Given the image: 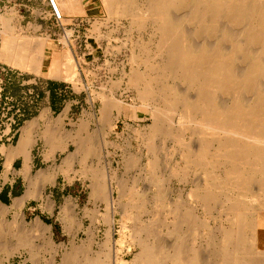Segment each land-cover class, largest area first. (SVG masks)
Wrapping results in <instances>:
<instances>
[{
    "label": "rangeland",
    "instance_id": "obj_1",
    "mask_svg": "<svg viewBox=\"0 0 264 264\" xmlns=\"http://www.w3.org/2000/svg\"><path fill=\"white\" fill-rule=\"evenodd\" d=\"M104 1L0 0V153L5 155L4 149L15 145L18 131L25 120L36 116L45 107H60L62 113L68 107L69 113L62 120L61 130L65 136H73L70 139L59 138L60 135L51 139L43 136L49 121L58 119L61 114H51L39 124V140L32 153V156H36V164L29 167L24 183L21 181L18 187V191L22 192L24 188L32 186L37 193L33 196L35 201L28 205L30 209L12 212L10 217H6L14 220L22 215L27 228L37 217L50 225L47 234L31 233L29 238L31 243L40 247L42 264H62L73 247L84 242L89 243V256L93 258L108 237L116 243L111 244L113 249L108 251V264H123L120 260L145 264L137 257L141 248L135 233L143 225H150L147 234L142 233V238L149 245L160 243L167 246L171 241L184 253L187 247L190 251L182 255L191 261L195 249L202 244L206 248L201 247L202 256H210L209 264H224L221 259L218 260V255L207 250L208 232L205 226L209 222L215 231L214 238L222 240L226 225L222 206L213 209L212 214H204L197 208L201 222L194 226L187 225V230L185 225L178 230L180 234L170 235L165 225L174 221V214L168 210L152 209L151 196L143 203L146 210L130 207L131 210L123 211L118 203L117 188L111 194L114 200L111 207L107 202L109 196L104 199L91 195L90 168H93L102 176L106 186L114 184L116 187V182L128 187L136 186L135 197L131 199L132 195L127 194L122 199L124 204L142 201V193L151 191L150 177L154 176L160 182L155 191L162 194L167 191L163 195L165 201L181 196L187 204L198 206L192 192L196 182L206 177L195 165H185L188 145L198 143L199 137L193 132L196 126L185 124L182 113L175 112L170 114L172 121L164 117L160 120L162 125L159 123V128L154 127L153 115H162H159V111L154 113L156 110L153 107L158 100L151 96L144 100L140 95L144 84L132 83L129 77L133 69L155 75L154 69L162 63L161 56L155 54L160 43L158 29L152 19H141L137 14L138 7L145 8L151 0H134L133 3L116 0L113 14L108 12ZM1 19L9 25H2ZM223 23L220 22L221 25ZM101 93L108 97L113 95L118 104L121 103L116 106L118 109H111V127L102 119L104 97ZM163 107L161 102L160 108ZM19 111L22 113L21 120L17 121V125L9 126L12 117L17 118ZM89 133L92 135L90 141L87 139ZM88 145L92 146L91 152L86 149L83 152ZM69 154L76 158L70 167L64 163V158ZM156 158L158 161H155ZM153 162L157 163L155 167H152ZM213 166L215 168L209 166L208 169L214 174L218 172L223 175L222 168L217 164ZM42 170L51 176L46 182H29L35 180ZM219 191L221 197L238 195L230 189ZM63 205L68 206L69 213L62 211ZM247 205L253 208L246 215L264 217L263 204ZM244 235L249 246L259 243L264 248V235L256 236L250 229ZM167 238L172 239L169 241ZM14 240L15 234L0 233L2 247L6 246L5 242ZM15 252L8 261H0V264H32L28 247H21ZM1 256L4 257V253ZM83 258H76V263L84 261ZM258 263L261 264L258 261L252 264Z\"/></svg>",
    "mask_w": 264,
    "mask_h": 264
},
{
    "label": "bare ground",
    "instance_id": "obj_2",
    "mask_svg": "<svg viewBox=\"0 0 264 264\" xmlns=\"http://www.w3.org/2000/svg\"><path fill=\"white\" fill-rule=\"evenodd\" d=\"M115 1L106 0L103 2L111 14H113ZM129 1L131 3L134 2V0ZM138 9V17L141 19H152L159 31L158 33H160V43L159 45L157 43L158 48L155 54L157 53L161 56L162 63L160 62L154 69L155 75L146 73L144 70L133 69L131 75L129 74L130 80L138 85L144 84L142 86L144 89L140 92L144 100L150 99V96L158 100V103L154 104L153 107L156 110L154 113L159 111V115H162L159 117L157 113L155 116L153 115L154 127L159 128L162 125L160 120L164 117L168 121L169 119L172 121L170 114L175 112L178 114L182 113L181 116L184 118L185 124L196 126L197 129H193V132L199 137L198 143L188 145L185 165H195L204 172L206 177L196 182L197 184L194 185L192 192V196L196 198L198 206H196L197 204H187L181 196L177 198L171 196L172 198L165 201L163 195L167 191L163 194L155 191L159 187L160 182L154 176L150 177L151 191L140 194L142 201L137 204H124L122 199L127 194L132 195L130 196L131 199L133 196L135 197L133 193L136 186L128 187L121 182H116V187H114V184L106 186L103 183L102 176L93 168H90L91 195L95 198L104 199L109 196L107 202L111 207L114 204L111 194L117 188L119 193L118 203L123 211L131 210L130 207H136L137 210L145 208L144 210H146L143 203L145 199L152 197V203H150L152 209L168 210L174 214V221L172 219L173 222L168 223L167 226L165 225L170 235L180 234L178 230L185 225V230H187V225L194 226L199 224L201 221L198 219L200 217L197 208L201 209L204 214H210L217 206H222L226 215V225L223 230L225 232L224 236L222 240H216L214 238L215 231L211 224L205 220L208 232L206 237L207 250L212 254L218 255V260L221 259L224 264H252L255 261L264 264V248L259 243L249 246L244 235L247 229H250L256 236L264 235V217L254 213H251L254 215L250 217L246 215L250 208H253L251 207L252 204L248 206V203L264 205V0H151L145 8L138 7ZM4 19H1L2 25H9L6 22L9 20L5 19V21ZM220 22L224 23L221 25ZM147 53L150 54V52ZM149 64H147L148 67L151 66ZM155 83L158 85L155 86ZM155 87L158 88L155 89ZM103 97L104 100L101 99L104 101V105L102 104V119L104 122L110 123L111 116L109 117V115L111 109L121 103L118 104L119 102L115 100L113 95L110 97L103 95ZM161 102L165 108H160ZM160 109H163V111L161 112ZM112 124L110 123L109 126L111 127ZM54 127L57 128L58 125ZM33 128L34 126L32 125L31 129ZM60 128L61 126L58 131H61ZM90 134H88L87 138L89 141L92 137ZM28 135L26 136L25 133L22 138H28ZM63 136L65 139H70L72 135L70 137ZM29 138L28 142L26 139L25 141L22 140L26 146L32 144H30L31 137ZM82 140L84 141V139ZM26 142L29 144H26ZM24 143L22 142L21 144L23 145ZM21 144H19V147ZM25 145L21 146L22 148L24 147L23 150L27 148H25ZM91 147L90 145L87 148L83 147V152L86 149L90 153ZM74 157L75 155L69 154L64 158V163L70 167L72 161L74 163V159H76ZM155 161H158L157 158ZM154 164L157 163L153 162L152 167H155ZM215 164L220 169H223V175L218 172L214 174L213 171L208 169L209 166L215 168L213 166ZM61 168L64 170L63 165H61ZM41 175V177L39 176L40 178H46L44 174ZM35 180L38 182L44 181L41 179V181ZM220 189H230L235 191V193L237 192L238 195L221 197L219 194ZM22 200L24 201V199ZM7 209L0 206V214L4 215ZM5 221L6 223L0 221V230H2V224L4 226L6 224L19 225L16 221L12 223ZM143 226H140L141 228L139 229L137 228L138 230L135 233L137 241H140L141 248V252L137 257L145 261V264H209L211 262L208 254L207 257L205 256L206 258H203L201 252L202 244L195 249V257L193 256V259H190L191 261L187 260L186 255H182V253L185 254L190 249L188 250L186 247V252L184 253L183 249L176 247V243L172 244L170 241L172 238L170 240L167 238L170 241L167 246L160 243H154L155 245L147 244L142 236L145 232L147 234L150 225ZM114 243L113 238L108 237L93 258L89 256L91 250L89 243L84 242L81 245L74 246L70 254L65 256L62 264H77L75 260L79 257H84L85 259L83 258L84 261L81 260L78 264H108L107 254L108 251L113 249L111 244L114 245ZM203 248L205 247L203 246ZM2 252L11 253V248L0 245V259ZM119 262L135 264L134 262H125V260H120Z\"/></svg>",
    "mask_w": 264,
    "mask_h": 264
},
{
    "label": "crops",
    "instance_id": "obj_3",
    "mask_svg": "<svg viewBox=\"0 0 264 264\" xmlns=\"http://www.w3.org/2000/svg\"><path fill=\"white\" fill-rule=\"evenodd\" d=\"M68 113H69L68 107L65 109V111L63 113H62V109L60 107L55 108V109L52 106L50 108L49 107L43 108L41 111H39V113L36 116H33L30 119L25 120L24 124L20 127V130L18 131L15 145H13L12 147H6L4 149L5 155L0 153V206L4 207V208H8L7 211L5 210L4 215L0 214V219H1L0 221L1 222L3 221V223H6L5 220H7L10 223H12L14 221L19 223V225H17V226H12V224H10V225L6 224L4 226V224H2V230H0V232H9V233L15 234V240L16 241L14 240L11 243L5 242L7 248H11V253H5L4 252L5 257L1 256L2 260L0 259V261H5V262L8 261L9 257L13 253L14 254L16 253L15 251L19 250L21 247H28L29 248V254H30V260H31L32 264H42V262H41L42 261L41 249H40V247H37L36 245L31 243V240L29 238H30L31 233H38V234H42V235L47 234V232L50 231V225L46 224L40 217H37L35 219V221L33 222L32 226L27 228V227H25L26 220L24 219V217L22 215L15 218L14 220L7 218L6 216L10 217L12 212L13 213L18 212V211H21L22 209H25V208L30 209L31 207L28 205L35 201V198L32 196H35L37 193L35 192V189H33V190L31 189L32 186H31V188L29 187L28 189L24 188L22 192L18 191V187L20 186L21 181H23V183H24L25 173H27L29 167H32V166L34 167L36 164V162H35L36 156L35 155L32 156V153H33V150L35 148L36 143L39 140V133H38L39 124H41L42 122H45L46 119L49 118V116L51 114L56 115V116L58 114L59 115L61 114L58 119L49 121V124L46 126V128L43 132V136L47 139H51L52 137H55V135H56V137L60 135L62 139H65L63 136L64 134L62 133L61 128H60L61 131H58V130H59V127L61 126V123H62L64 116L67 115ZM41 116H43V117H41ZM60 120H61V123H60ZM54 122H55V124H54ZM32 125L34 126L33 129H31ZM57 125H58V127L55 128L54 126H57ZM30 126H31V128H30ZM35 127H36V129H35ZM26 130H28V131H26ZM23 131H26V132H23ZM25 133H26V136L30 133L29 134L30 136L28 135V138L27 137L22 138L23 135L25 136ZM33 134H35V135H33ZM32 135H33V137H32ZM29 137H31L30 144L31 143L32 144L29 146H26L24 141L26 139V141L28 142L30 139ZM22 140H24V141H22ZM22 142L24 143L23 145L21 144ZM27 142H26V144H29ZM19 144H21V146L25 145V148L26 147L27 148L25 150H23L24 147L23 148L21 146L19 147ZM20 148H22V149H20ZM14 152L16 155L14 154ZM42 172L44 173V175L46 177L45 179L40 178L42 176L41 175ZM48 176L49 175L46 173V171L42 170L38 173V175H37V177H35V179H37V180L41 179L42 181L43 180L46 181L47 179L50 178V176L49 177ZM33 182L36 183V180L32 181L31 183H33ZM20 199H21V201H19ZM22 199H24V201ZM21 203H22V205H21ZM32 209H37V207H32ZM62 211L64 213L70 212L68 206H64V205L62 207ZM2 216H3L4 220H3ZM20 232H21V234H20ZM0 243H2V241H0ZM12 248H13V250H12ZM3 258H4V260H3Z\"/></svg>",
    "mask_w": 264,
    "mask_h": 264
},
{
    "label": "built area",
    "instance_id": "obj_4",
    "mask_svg": "<svg viewBox=\"0 0 264 264\" xmlns=\"http://www.w3.org/2000/svg\"><path fill=\"white\" fill-rule=\"evenodd\" d=\"M53 6V5H52ZM54 7V11H55V14L57 13V17H58V12H57V10H56V8H55V6H53ZM21 116H22V113H20V111L18 112V117L17 118H15V117H12V121L9 123V126H12V125H17L18 124V122L17 121H20L21 120ZM12 130V127H11V129H10V131Z\"/></svg>",
    "mask_w": 264,
    "mask_h": 264
}]
</instances>
